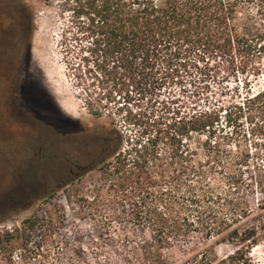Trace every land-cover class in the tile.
<instances>
[{
    "label": "trees",
    "instance_id": "trees-1",
    "mask_svg": "<svg viewBox=\"0 0 264 264\" xmlns=\"http://www.w3.org/2000/svg\"><path fill=\"white\" fill-rule=\"evenodd\" d=\"M55 1L63 44L78 51L92 83L107 90L104 97L116 92L126 101L120 111L146 97L157 102L164 86L207 67V59L230 63L236 54H264V0ZM253 3L261 7L241 14V5ZM246 93L238 110L264 116V87L247 82ZM218 121L216 110L193 107L134 136L114 125L101 128L102 150L115 159V194L110 205L101 195L92 213L101 235L115 236L125 213L135 228L120 242L118 264H258L253 249L264 243V174L246 179L242 160L216 136ZM255 192L262 196L254 205ZM36 216L20 230L0 232V246ZM222 245L231 250L219 253Z\"/></svg>",
    "mask_w": 264,
    "mask_h": 264
},
{
    "label": "rangeland",
    "instance_id": "rangeland-1",
    "mask_svg": "<svg viewBox=\"0 0 264 264\" xmlns=\"http://www.w3.org/2000/svg\"><path fill=\"white\" fill-rule=\"evenodd\" d=\"M241 6L243 15L261 7ZM64 25L55 0H0V232L38 219L0 246V264H118L120 242L135 228L125 213L115 236L101 235L92 213L101 195L110 205L115 194V159L102 150L103 126L134 136L193 107L216 110V136L242 160L246 179L264 174V116L238 110L247 82L264 87V54L207 59V67L164 86L157 102L146 97L120 111L126 101L116 92L104 97L78 51L63 44ZM261 196L250 193L252 204ZM230 250L218 247L221 254ZM253 257L264 264V243Z\"/></svg>",
    "mask_w": 264,
    "mask_h": 264
},
{
    "label": "bare ground",
    "instance_id": "bare-ground-1",
    "mask_svg": "<svg viewBox=\"0 0 264 264\" xmlns=\"http://www.w3.org/2000/svg\"><path fill=\"white\" fill-rule=\"evenodd\" d=\"M258 248V246H256L254 249Z\"/></svg>",
    "mask_w": 264,
    "mask_h": 264
}]
</instances>
